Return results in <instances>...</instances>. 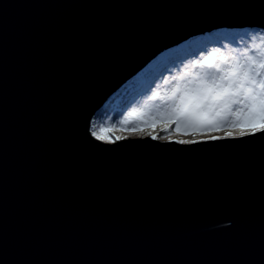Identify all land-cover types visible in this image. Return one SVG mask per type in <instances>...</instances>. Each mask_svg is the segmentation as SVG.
I'll list each match as a JSON object with an SVG mask.
<instances>
[{"label": "water", "instance_id": "95a60500", "mask_svg": "<svg viewBox=\"0 0 264 264\" xmlns=\"http://www.w3.org/2000/svg\"><path fill=\"white\" fill-rule=\"evenodd\" d=\"M197 0H0L5 42L6 217L35 259L201 264L228 251L220 209L250 191L258 222L261 145L149 135L84 139L108 99L154 58L220 28L251 27Z\"/></svg>", "mask_w": 264, "mask_h": 264}, {"label": "snow or ice", "instance_id": "6c2138e0", "mask_svg": "<svg viewBox=\"0 0 264 264\" xmlns=\"http://www.w3.org/2000/svg\"><path fill=\"white\" fill-rule=\"evenodd\" d=\"M197 8H223L246 15L244 23L259 33L242 51L224 53L213 48L206 56L184 65L170 88L151 91L143 104L130 109L126 129L139 135L156 136L154 126L166 130L163 140L192 144L223 138L264 140V0H197L189 5ZM9 5L0 9V264H142L122 260L35 259L21 255V245L9 234L6 217L5 175V30L3 16ZM167 70L163 69L162 71ZM151 79H154L152 77ZM151 79L142 91L151 90ZM134 98V97H133ZM163 100L161 106L156 102ZM91 114L83 116L86 142L91 136L112 141L111 126L95 131ZM174 124V128L169 125ZM191 132L185 138L179 132ZM215 133V135H212ZM121 137H116L120 139ZM261 176L259 187L258 222L250 211V191L243 183L236 188V203L220 209L229 224L228 251L220 259L201 264H264V144L261 145Z\"/></svg>", "mask_w": 264, "mask_h": 264}, {"label": "trees", "instance_id": "16d2710c", "mask_svg": "<svg viewBox=\"0 0 264 264\" xmlns=\"http://www.w3.org/2000/svg\"><path fill=\"white\" fill-rule=\"evenodd\" d=\"M253 37L256 38L257 42L261 39L259 33L253 31L251 27H242L215 29L189 39L165 52L164 56H160L150 62L108 99L96 117L98 119H107L112 115L118 124L126 126L129 124L125 122L130 111L129 107L150 96L151 91H154V82L156 83L161 75L172 73L176 68H180L185 64L189 66L193 58L184 59L189 53H195V55L200 56V53L212 47L221 49L224 53L227 49H232L233 52L242 51V48L247 46ZM163 69L167 70L162 71ZM152 77L154 79H151ZM149 79H151V90L148 92L142 91Z\"/></svg>", "mask_w": 264, "mask_h": 264}, {"label": "rangeland", "instance_id": "374dc122", "mask_svg": "<svg viewBox=\"0 0 264 264\" xmlns=\"http://www.w3.org/2000/svg\"><path fill=\"white\" fill-rule=\"evenodd\" d=\"M212 49H213V47L210 48L209 50L203 52L204 55L206 56L208 53H210L212 51ZM230 52H233V50L232 49H227V51L225 53H230ZM164 54L161 55V56H164ZM194 55H195V53H189L188 56H186L184 58V59L193 58L192 61L189 63V67L193 66L192 62L196 61L198 59L197 57L201 58L198 55H195V56ZM157 58H159V57H157ZM152 61H154V60H152ZM183 66H181L180 68H176L172 73H166V74L161 75L159 80L156 83L154 82L153 90L155 91V90L159 89V91H161V94L163 95L164 90L167 89V88H170L172 86L174 78L178 75V71L182 70ZM145 100H146V98H143L141 101H138L135 105L130 106L129 109H132L133 107H139L141 104H143L145 102ZM156 103L162 106L164 104V101L163 100H158ZM92 125L95 126L94 130L98 131V132L101 131L102 128L103 129H107V128H109V126H111V131L110 132H104L103 133V134H107V135H112L113 136V140L109 141V142H114V141L118 140V139H116V137L125 138V137H128V136H132V137H139V136L140 137H144L145 136V135H139V134L134 133V132L126 131V129L129 127V124H127L126 126L118 124L116 122L115 117L112 116V115H110L107 119H105V118L104 119H101V118L98 119L95 116L93 118V120H92ZM169 128L170 129L174 128V124L169 125ZM152 130L156 132V136L153 137V138H156V139H159V140H163V139H160V137H162V136L167 134L166 130L163 129V128H160L159 126H154ZM173 134H178V135H181V136H183L185 138H187V137L192 135L191 132H187V131L179 132V133H175L174 132ZM212 135H215V133H213ZM178 142H180V141H178Z\"/></svg>", "mask_w": 264, "mask_h": 264}, {"label": "bare ground", "instance_id": "6f19581e", "mask_svg": "<svg viewBox=\"0 0 264 264\" xmlns=\"http://www.w3.org/2000/svg\"><path fill=\"white\" fill-rule=\"evenodd\" d=\"M160 57V56H159ZM155 60V59H154Z\"/></svg>", "mask_w": 264, "mask_h": 264}]
</instances>
